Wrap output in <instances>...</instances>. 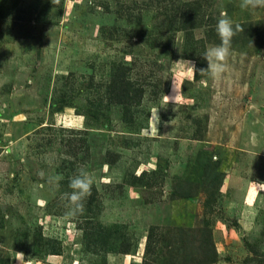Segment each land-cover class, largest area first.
I'll list each match as a JSON object with an SVG mask.
<instances>
[{"label": "rangeland", "instance_id": "1", "mask_svg": "<svg viewBox=\"0 0 264 264\" xmlns=\"http://www.w3.org/2000/svg\"><path fill=\"white\" fill-rule=\"evenodd\" d=\"M239 3L0 0V264H264V8ZM221 12L241 26L228 70L197 78Z\"/></svg>", "mask_w": 264, "mask_h": 264}, {"label": "clouds", "instance_id": "2", "mask_svg": "<svg viewBox=\"0 0 264 264\" xmlns=\"http://www.w3.org/2000/svg\"><path fill=\"white\" fill-rule=\"evenodd\" d=\"M53 3H59V0H53ZM239 7L241 10L264 8V0H240ZM240 30L241 26L239 24L234 25L227 12H221L220 19L216 24V33L220 39V44L207 48L203 54L202 57L207 61V68L199 70L202 75H207L212 80L222 78L228 70L227 60L230 55L232 39ZM187 63L190 65V70L195 68L191 61H187ZM61 179L60 176L50 177L49 183L58 184ZM92 183L90 174L83 168L78 169L77 174L70 179L69 188L72 191L70 193L65 192L62 196V199L68 201L67 215L74 216L83 211V201L91 195ZM22 255V253H18V257Z\"/></svg>", "mask_w": 264, "mask_h": 264}, {"label": "trees", "instance_id": "3", "mask_svg": "<svg viewBox=\"0 0 264 264\" xmlns=\"http://www.w3.org/2000/svg\"><path fill=\"white\" fill-rule=\"evenodd\" d=\"M188 9H190V12H192L194 9L190 6H187ZM190 12L186 11H179L174 14L175 19L177 20L178 16L180 18L178 19V23H180L178 26L175 27V29H189L190 27L187 26V24L195 25L198 23L196 22L197 19H199V14L193 13L190 14ZM193 27V26H192ZM188 40V38H187ZM189 42V40H188ZM220 42V41H217ZM207 68V65H204ZM203 67V65H202ZM129 69L128 66H125L123 64H118L117 66L113 67L111 77L108 83V90L106 91V97L108 100V104L112 103H118L123 106L124 113L130 111L133 102H136V97L138 95V88L135 86V81H133L127 73V70ZM202 68L197 69L196 77L199 78L201 74H199V70ZM102 101H98L97 105L101 107V105H104V98ZM154 229V228H153ZM153 232V231H152Z\"/></svg>", "mask_w": 264, "mask_h": 264}]
</instances>
